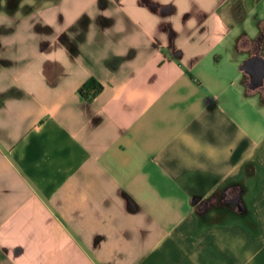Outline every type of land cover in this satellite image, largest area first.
<instances>
[{"label":"crops","instance_id":"0c3cea01","mask_svg":"<svg viewBox=\"0 0 264 264\" xmlns=\"http://www.w3.org/2000/svg\"><path fill=\"white\" fill-rule=\"evenodd\" d=\"M0 264H264V0L0 6Z\"/></svg>","mask_w":264,"mask_h":264},{"label":"rangeland","instance_id":"374dc122","mask_svg":"<svg viewBox=\"0 0 264 264\" xmlns=\"http://www.w3.org/2000/svg\"><path fill=\"white\" fill-rule=\"evenodd\" d=\"M48 2H52V0H0V6L13 7L16 10L24 11Z\"/></svg>","mask_w":264,"mask_h":264},{"label":"trees","instance_id":"16d2710c","mask_svg":"<svg viewBox=\"0 0 264 264\" xmlns=\"http://www.w3.org/2000/svg\"><path fill=\"white\" fill-rule=\"evenodd\" d=\"M102 89L103 85L92 77L80 88V93L87 99H93Z\"/></svg>","mask_w":264,"mask_h":264}]
</instances>
